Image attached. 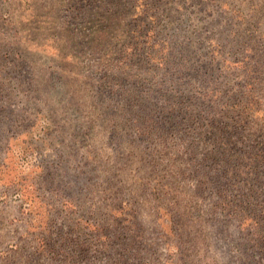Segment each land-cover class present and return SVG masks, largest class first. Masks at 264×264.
<instances>
[{
  "label": "rangeland",
  "instance_id": "1",
  "mask_svg": "<svg viewBox=\"0 0 264 264\" xmlns=\"http://www.w3.org/2000/svg\"><path fill=\"white\" fill-rule=\"evenodd\" d=\"M162 48L191 51L206 67L221 52L224 63L251 68L227 80L242 98L252 89V110L221 159L234 163L264 144V0H0V264H264V249L250 247L235 215L222 211L230 198L220 169L201 161L212 134L187 135L178 118L173 132L151 140L132 131L116 140L129 108L119 79L143 84L152 112L162 84L178 82L154 70L155 84L146 71L148 54ZM200 72L178 82L194 106ZM121 89L128 95L132 84ZM230 185L232 194L239 184ZM101 219L110 237L119 225L138 231L125 252L112 247L122 260L78 237ZM47 226V252L34 255Z\"/></svg>",
  "mask_w": 264,
  "mask_h": 264
},
{
  "label": "trees",
  "instance_id": "2",
  "mask_svg": "<svg viewBox=\"0 0 264 264\" xmlns=\"http://www.w3.org/2000/svg\"><path fill=\"white\" fill-rule=\"evenodd\" d=\"M106 19L111 21L118 18L109 16ZM243 44L240 43L241 46ZM249 49L248 47L246 50L249 51ZM219 53L221 54V52ZM219 53L215 57H210L207 67L202 65L203 62L195 64L196 62L193 59H195L196 55L191 53V51H183L172 55L168 48H162V50L153 51L147 56L149 59L147 66H153L146 68V71L151 76V79L154 80L155 84L156 78L154 76V70H163L166 75L170 73L177 74L178 82L185 75L190 74V72L194 73L196 70L201 71L199 73V80L201 77L202 79L199 81V84L202 88L197 93L199 103L195 106L193 105L195 94L186 95L185 92L180 90L181 86L176 82L173 84V88L171 86L165 88V84H162L163 86L161 88L164 91H159L158 95L160 103L157 108L155 107V111L152 112L151 109L146 111L144 106L149 101L150 96L144 90L142 92L140 91V89H143V84L139 81L129 82L132 73L129 76L128 71L125 70L123 73L126 74V78L129 81L124 78L119 79L120 76L112 77L110 81L119 79L116 82V84H119V95L126 99L129 107L128 112H123L120 115L121 120H119L118 124L114 125L115 137H117V142H120L121 139L123 141V138L126 136L124 133L132 131L136 133L139 139L151 140L155 137V134H159L160 132H173L176 129V120L178 118L181 119L180 123L184 127V130L187 131V135H190L194 129L199 130L200 133L204 132L205 129L208 132L207 135L212 134L210 137L214 141L213 150L203 156L201 161L206 163L209 169H220L217 178L223 181L225 186H218L227 192L230 198V203H226L222 211L235 215L239 223L238 227L243 230L244 239H248V245L256 248L260 252L264 249V190L259 191V188L264 185V144L259 142L254 146L247 147L245 151L241 148L242 157L234 163L233 161L235 159L232 161L229 159H221L224 156L222 146L226 138L231 137L233 132L245 127L252 110L249 99V97L251 98L252 89L249 90V93L244 94L246 97L242 98L238 96V90L235 88V84H231L227 80H231L233 72L238 71L240 68H242V72L243 70H247L246 74L248 76L254 73V71L251 68H246L243 63H224V59L221 60ZM203 55L206 56V54ZM249 56L246 57L249 58ZM123 59L124 62L119 67L121 70L125 69V64L129 60V54L123 53ZM142 63L145 65V62ZM223 66L229 69L226 71L223 69ZM140 67L136 69L140 70ZM218 78L219 81L217 82ZM105 83L110 87L108 79ZM125 84H132V90L128 95L121 89L122 85ZM138 87L139 89H137ZM111 94L115 95V91L112 90ZM189 94H191L190 91ZM137 105L142 108L135 110ZM156 111H158L157 116L154 115ZM155 118H158L160 121L156 122ZM223 120L226 125H222ZM122 132L124 133L122 134ZM189 139L193 145L196 144L197 140L192 136H189ZM238 144L243 145V141L239 140ZM193 157H195L194 154ZM218 162H221V164L216 167ZM230 182H234V184L237 182L239 184V187L237 185L234 186L232 194L228 189L229 186H232ZM116 212L118 215H121L118 210ZM115 222L112 221L111 223H120ZM85 228L89 230V235L84 233L78 236L79 238L85 237L84 241L87 238L93 239L104 253H115L119 258L118 260L123 259V254L121 251L113 250L112 247L114 245H121L125 252L126 246L130 245L129 241L132 239L135 242L139 238L136 233L138 232L137 230L135 231L132 228L134 230L132 232L131 228L120 227V225L118 235L110 237V229L104 224V219H101L96 225L90 226V228H88L87 224ZM43 230L44 237L36 235L35 241L37 242V247L34 255L37 254L40 256L47 252L48 245L46 240L50 230L48 226ZM167 231L166 235L169 239L171 237V227L168 225ZM124 240H127L128 243L123 244ZM91 241L88 240V242ZM114 263L119 264L117 260Z\"/></svg>",
  "mask_w": 264,
  "mask_h": 264
}]
</instances>
